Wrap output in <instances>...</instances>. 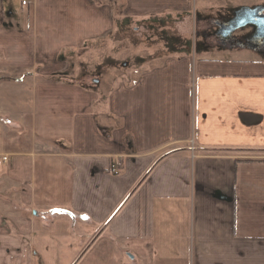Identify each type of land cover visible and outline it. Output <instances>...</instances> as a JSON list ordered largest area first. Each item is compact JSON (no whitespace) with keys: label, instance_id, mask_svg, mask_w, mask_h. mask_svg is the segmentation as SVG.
Returning a JSON list of instances; mask_svg holds the SVG:
<instances>
[{"label":"crops","instance_id":"0c3cea01","mask_svg":"<svg viewBox=\"0 0 264 264\" xmlns=\"http://www.w3.org/2000/svg\"><path fill=\"white\" fill-rule=\"evenodd\" d=\"M258 1L0 0V167L16 199L0 202V264L47 251L29 214L54 218L41 239L57 263L73 241L69 264H264V49L198 46L101 94L54 80L61 53L120 10L209 17Z\"/></svg>","mask_w":264,"mask_h":264},{"label":"rangeland","instance_id":"374dc122","mask_svg":"<svg viewBox=\"0 0 264 264\" xmlns=\"http://www.w3.org/2000/svg\"><path fill=\"white\" fill-rule=\"evenodd\" d=\"M259 3L258 1L250 7L257 4L261 5ZM118 13L114 16V25L110 31L95 39L86 41L82 46L61 53L60 58L67 62V67L56 75L55 81H59L61 78L76 79L81 83L90 85L92 89L100 94L110 92L121 82L130 85L138 77V74L150 67L159 65L165 58L180 57L187 52H195L198 46L204 50L210 46H220L217 43L222 40L219 39L221 40L219 42V36L213 33V30L218 27L215 21L223 23L228 16L227 14H229L225 10L219 14L209 16L211 20L202 21L206 17L194 14V11L189 13L172 11L130 15L127 11L126 14H123V11L120 10ZM248 31L249 28L235 32L236 40H229L228 42L240 48H247L248 42H239L238 38L243 33H248ZM225 52L228 53V51ZM245 52L257 56L256 53L248 49ZM212 53L220 54V51L215 48ZM11 185V182L6 179L4 169L0 167V202L6 198L11 199L13 202L16 201L14 193L9 192L11 197H8L7 191L11 188ZM2 211L3 213L6 212L5 209ZM13 211L18 213L21 210L14 209ZM29 217L34 219L37 224L39 223L35 230L37 236H35L36 247H33L41 249V251L47 249L42 256L33 257L32 264H69L74 257H61V254L66 251L65 243L67 246L72 247L73 241L58 243L60 248L57 246L55 251L57 255H60L61 262L57 263L59 259L56 256L52 257V251L49 250L53 242H44L41 239L43 237L42 233L57 231L52 229L54 218L50 217L42 222L37 219L38 215L29 214ZM39 226L42 230L39 229ZM68 228V226H64L59 230L67 232ZM11 259L15 261L16 258L12 257ZM22 264H28L25 258Z\"/></svg>","mask_w":264,"mask_h":264},{"label":"water","instance_id":"95a60500","mask_svg":"<svg viewBox=\"0 0 264 264\" xmlns=\"http://www.w3.org/2000/svg\"><path fill=\"white\" fill-rule=\"evenodd\" d=\"M246 28H251V31L238 38L239 42H248L249 39H258L264 42V4L231 9L230 17L225 19L224 23L220 24L213 33L228 38L235 32ZM248 44L251 49L258 48L254 45V41H250Z\"/></svg>","mask_w":264,"mask_h":264},{"label":"flooded vegetation","instance_id":"af4514ba","mask_svg":"<svg viewBox=\"0 0 264 264\" xmlns=\"http://www.w3.org/2000/svg\"><path fill=\"white\" fill-rule=\"evenodd\" d=\"M227 17H230V14H229V16H227ZM227 17H226V18H227ZM226 18H225V19H226ZM223 20H224V19H223ZM224 21H225V20H224ZM218 23H219V21H218ZM223 23H224V22H223ZM223 23L220 22V24H223ZM250 30H251V29H249L248 32H250ZM245 34H246V33H245ZM217 36H219V37L222 38V39H225L222 35H218V34H217ZM226 40H227V41H228V40H230V41H231V40H232V41H235V40H236V35H235V33L232 34V35H230V36H228V38H227ZM250 41H254V43H255L254 45H256L259 49H264V42H263V41L258 40V39H253V40L249 39L248 42H250Z\"/></svg>","mask_w":264,"mask_h":264},{"label":"trees","instance_id":"16d2710c","mask_svg":"<svg viewBox=\"0 0 264 264\" xmlns=\"http://www.w3.org/2000/svg\"><path fill=\"white\" fill-rule=\"evenodd\" d=\"M211 20V17H206V18H203L202 19V21H208V20ZM215 24L217 25L218 24V21H215ZM214 26V25H213ZM219 39H221L220 37L218 38V41L220 42L221 40H219ZM217 42V41H216ZM218 45H220V46H225V47H239V46H237V45H234V44H232L231 42L229 43V42H226V43H223L222 41L220 42V43H217Z\"/></svg>","mask_w":264,"mask_h":264},{"label":"built area","instance_id":"2783aa9c","mask_svg":"<svg viewBox=\"0 0 264 264\" xmlns=\"http://www.w3.org/2000/svg\"><path fill=\"white\" fill-rule=\"evenodd\" d=\"M22 3L26 4L27 0H22ZM8 162H9V157L7 155H3L2 158L0 159V165L7 164ZM112 171L114 173H117L118 170H117L116 166L112 167Z\"/></svg>","mask_w":264,"mask_h":264}]
</instances>
